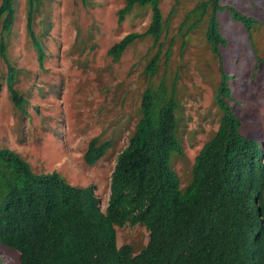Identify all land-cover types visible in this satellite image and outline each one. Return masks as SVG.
Here are the masks:
<instances>
[{
	"label": "trees",
	"instance_id": "16d2710c",
	"mask_svg": "<svg viewBox=\"0 0 264 264\" xmlns=\"http://www.w3.org/2000/svg\"><path fill=\"white\" fill-rule=\"evenodd\" d=\"M41 1L27 0L26 33L43 69L44 47L33 28ZM161 1L126 0L117 12L118 25L136 7L148 8L151 16L144 32L126 34L107 56L117 62L145 38L152 40L147 53H155L143 72L148 86L141 96L140 118L116 157L104 211L93 187H73L56 172L35 174L18 154L0 148V246L15 252L19 264H264V149L242 133L243 123L229 103L231 77L220 53L227 41L219 16L227 13L250 42L252 29L261 24L233 5H222L226 0H205L178 27L184 49L189 34L205 25L204 40L219 63L214 99L221 114L216 132L195 157L191 183L182 191L169 164L173 153H182L176 137L175 82L170 93L163 81L156 90L151 87L161 57L167 63L172 49L169 44L163 52ZM16 3H0V58L7 66L11 102L24 112L26 101L14 88L17 70L7 60L4 38L14 25ZM257 63L264 67L263 60ZM111 147L109 141L91 139L84 163L94 166ZM125 225H140L148 232L147 245L137 255L128 245H116V228Z\"/></svg>",
	"mask_w": 264,
	"mask_h": 264
},
{
	"label": "rangeland",
	"instance_id": "374dc122",
	"mask_svg": "<svg viewBox=\"0 0 264 264\" xmlns=\"http://www.w3.org/2000/svg\"><path fill=\"white\" fill-rule=\"evenodd\" d=\"M126 0H42L33 28L45 52L43 69L26 33L27 0H17L15 22L7 43V60L17 70L14 88L26 101L24 112L11 102L6 87L7 66L0 58V148L22 157L35 174L58 173L73 187H93L104 211L109 199L110 176L117 155L127 146L140 118L141 96L148 86L144 69L155 50L145 38L128 48L119 61L108 49L128 33H142L150 21L148 8L136 7L121 25L117 12ZM162 0L165 48L151 81L156 90L163 81L168 92L175 82L176 137L182 153L170 156L179 189L191 183L195 157L216 132L221 117L215 105L220 82L215 57L204 40L205 25L182 39L178 27L200 1ZM1 3V0H0ZM261 24L252 29L251 42L227 13L219 16L226 48H221L223 69L231 77V108L243 123L242 133L264 149V0H226ZM174 14L169 13L174 8ZM233 75V76H232ZM233 79V80H232ZM109 141L112 147L94 166L83 161L89 141ZM148 242L140 225L116 228V245H128L137 255ZM0 264H19L17 254L0 246Z\"/></svg>",
	"mask_w": 264,
	"mask_h": 264
}]
</instances>
